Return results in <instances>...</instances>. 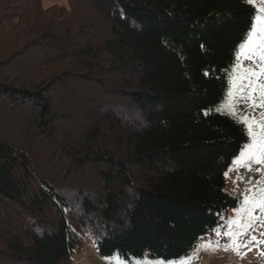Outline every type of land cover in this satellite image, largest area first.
<instances>
[{
  "label": "trees",
  "instance_id": "1",
  "mask_svg": "<svg viewBox=\"0 0 264 264\" xmlns=\"http://www.w3.org/2000/svg\"><path fill=\"white\" fill-rule=\"evenodd\" d=\"M84 1L86 20L81 0H0V264H71L84 233L105 258L171 261L239 201L245 137L215 109L255 5Z\"/></svg>",
  "mask_w": 264,
  "mask_h": 264
},
{
  "label": "snow or ice",
  "instance_id": "2",
  "mask_svg": "<svg viewBox=\"0 0 264 264\" xmlns=\"http://www.w3.org/2000/svg\"><path fill=\"white\" fill-rule=\"evenodd\" d=\"M243 2L252 5L255 0ZM225 77L221 102L215 110L233 119L240 126L246 141L240 146L233 162L249 172L253 170V164L261 165L256 171L264 172V7L255 9L250 17L247 29L233 49L232 61L225 70ZM241 104L249 110L243 115L240 114ZM231 170L230 168L229 172ZM240 179L243 180V177ZM249 183L252 184V181L249 180ZM262 184L264 180H258L245 190L250 195L244 194L242 200L238 201L240 207L235 209L240 219L229 220L228 230L223 233L230 238L237 250L248 247L249 244L264 243L255 234L243 244L238 239L249 229L256 232L264 228V222H260V217L254 215L257 209L264 212V186L257 187ZM245 212L248 214V222L242 223V214ZM233 226L243 231H234ZM217 235L221 233L218 232ZM260 235L264 236V231H260Z\"/></svg>",
  "mask_w": 264,
  "mask_h": 264
},
{
  "label": "rangeland",
  "instance_id": "3",
  "mask_svg": "<svg viewBox=\"0 0 264 264\" xmlns=\"http://www.w3.org/2000/svg\"><path fill=\"white\" fill-rule=\"evenodd\" d=\"M44 7H50L53 5H65L68 6V0H42ZM82 2H79L80 4L76 6V9H79V13L77 12V16H79L78 19H84L91 17L92 18V10L88 3L84 0H81ZM256 9L260 7H264V0H255L254 3ZM34 6L31 7V12L34 11ZM36 14V13H35ZM34 14V15H35ZM32 15V14H31ZM87 109H92L91 107ZM82 109L81 114H79V120H82L84 122L73 124H67V129L70 130L72 127L75 129V132H78L82 127L86 126V123H89L90 118H84L85 115H90V111H85ZM241 108V115H243L245 112L249 111L247 108L244 107L243 104L240 105ZM259 115V110H257V116ZM83 117V118H82ZM134 117V116H133ZM88 119V120H87ZM83 125V126H82ZM42 147H38L37 144H35V147L40 148L41 152L46 153L49 151V149L45 148L43 144ZM50 154V151L49 153ZM43 157L42 159L44 160ZM55 164V162H53ZM52 164V165H53ZM262 167L261 165H252V171L249 172L247 169L243 167H238L234 162L231 165V171L227 172V192H231L234 194V196L239 197V201L242 200V197L246 193L245 190L249 189L255 184L258 180H264V172H257L256 168ZM47 173V172H46ZM46 175H49L48 173ZM240 177H243V180L240 179ZM249 180L252 181V184L249 183ZM264 186L258 185L257 187ZM240 206V205H239ZM254 215L260 217V222H264V212H261L259 209L256 210ZM243 220L242 223L248 222V214L247 212L242 214ZM235 219H240V217L237 216ZM237 232L243 231L241 228L236 229ZM260 231H264V228H260L259 231L253 232V230L249 229L246 234L240 235L238 237L240 243H246L252 235H256L258 240L264 241V236L260 235ZM83 242L80 247V249L73 254L71 257V264H264V243L261 244H249L248 247L239 248L236 249L235 245L233 243L230 244L229 249H219L216 246H214L211 243L208 244H198L191 252L177 258L171 261H162V260H152V259H142V260H135L133 263L128 262L126 260H123L122 258L118 256H114L111 258H105L100 256L98 253V250L96 248V245L92 238L87 234L84 233L83 235ZM230 251H234L235 253V260L231 261V259L228 260L227 255L230 253Z\"/></svg>",
  "mask_w": 264,
  "mask_h": 264
},
{
  "label": "built area",
  "instance_id": "4",
  "mask_svg": "<svg viewBox=\"0 0 264 264\" xmlns=\"http://www.w3.org/2000/svg\"><path fill=\"white\" fill-rule=\"evenodd\" d=\"M228 193L234 196L233 193L231 192H228ZM239 207L240 206L238 203L236 207H230V208L225 209L217 225L213 227L210 231H208L206 234L200 237L199 239L200 244L211 243L219 249H223V248L229 249L232 241L230 240L229 237L224 236L223 233L228 230V221L235 219L236 217L235 209ZM236 229L237 228L233 226V230L236 231ZM218 232L221 233V235H217ZM234 255H235L234 251H230V253L227 255L228 260L231 259V261H234L235 260Z\"/></svg>",
  "mask_w": 264,
  "mask_h": 264
},
{
  "label": "clouds",
  "instance_id": "5",
  "mask_svg": "<svg viewBox=\"0 0 264 264\" xmlns=\"http://www.w3.org/2000/svg\"><path fill=\"white\" fill-rule=\"evenodd\" d=\"M237 205H238V204H237ZM237 205H236V206H237ZM236 206H235V207H236Z\"/></svg>",
  "mask_w": 264,
  "mask_h": 264
}]
</instances>
